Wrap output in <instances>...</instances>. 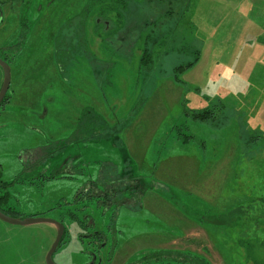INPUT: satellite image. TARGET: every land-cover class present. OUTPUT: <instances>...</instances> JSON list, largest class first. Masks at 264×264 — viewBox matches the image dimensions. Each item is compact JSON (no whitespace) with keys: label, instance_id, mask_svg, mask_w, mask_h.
Segmentation results:
<instances>
[{"label":"rangeland","instance_id":"374dc122","mask_svg":"<svg viewBox=\"0 0 264 264\" xmlns=\"http://www.w3.org/2000/svg\"><path fill=\"white\" fill-rule=\"evenodd\" d=\"M3 1L0 46L17 48L0 107L8 216H80L82 196L126 251L154 239L198 264H264V0ZM107 188L135 204L101 216ZM64 218L57 254L76 264L84 246ZM54 238L50 223L0 219V264H44Z\"/></svg>","mask_w":264,"mask_h":264},{"label":"flooded vegetation","instance_id":"af4514ba","mask_svg":"<svg viewBox=\"0 0 264 264\" xmlns=\"http://www.w3.org/2000/svg\"><path fill=\"white\" fill-rule=\"evenodd\" d=\"M4 1L0 0V25L4 22L6 14L4 10ZM33 10L36 11L37 9H40L39 7L35 8V5L32 6ZM27 9H25L26 12ZM32 10V11H33ZM19 26H20V38L22 36V33L26 34L25 27L27 26L23 19H19ZM23 24L25 27H23ZM19 32V31H17ZM14 41V40H13ZM19 45V44H17ZM16 45V46H17ZM15 43L10 42V44H6L4 46H0V59L8 65L10 70V78H9V85L7 90L10 87L11 84V62L12 58H14L13 55L16 54V49L14 47ZM0 69L3 71V68L0 66ZM4 76V72H3ZM3 83V80H2ZM2 87V85H1ZM1 90V88H0ZM7 90L5 92V95L0 102V107H3L8 104L10 101L9 96L6 94ZM13 96V95H12ZM37 160V158H35ZM54 176V175H52ZM49 177V178H52ZM33 182V181H31ZM11 182H8L6 180H2L1 173H0V191H3L4 188H7L8 186H11ZM95 190V189H94ZM110 190L107 188L102 191H94V197L96 198L94 207L95 209L100 211V214H106L108 211H112V214H116L115 210L120 209L121 207H132L135 203L133 200L130 199H120L115 196V194L109 195ZM121 189H119V192ZM87 192V191H86ZM88 196L89 193L87 192ZM0 196H5L2 193H0ZM76 199L70 200V204L73 205V208H77L79 213H81L80 216H75L73 213H70L68 211V214H62L60 207L61 205H53L52 207L46 209L42 212H34L28 217H37V218H43L46 219L43 222L50 223L55 232V238L58 232L59 226L62 228V235L54 248V250L50 253V261L47 260V255L55 241L51 244L50 247H48L45 255H44V264H62L61 259H59V254H57L60 251V248L63 244L66 243V235H69L70 232L66 227V223L64 222L65 216L67 215L68 218L75 220L76 226L79 228L77 236L79 241L82 243L83 250L80 252V259L79 262L76 264H191V261H188L187 259L190 257H193L192 264H198L199 260L197 258H203L205 260V256L199 252L191 251V250H183V251H175L172 248H157L154 247V245L157 244V242L154 241V239H151L149 245L147 244L146 247L141 246H135V248H131L129 251H126L124 248L126 245H128L127 239L125 241L118 242L117 239H111L108 240L107 235L105 231H107L111 226L110 225H104V230L97 229L95 226L94 220L91 218V216L88 214L89 209V203L85 202V198L82 196L78 197L76 196ZM3 200H0V211L5 213L6 215H9V213H12L10 209L4 207L1 205V202ZM68 203V202H66ZM133 203V204H132ZM59 212L58 217H52L53 219L49 218L48 216H45V214L49 211ZM70 210V209H69ZM41 223V222H40ZM107 229V230H106ZM146 242V241H145ZM154 242V244L152 243ZM131 246V245H128ZM133 247V246H132ZM188 254V255H187ZM175 255L178 256L175 258ZM86 259L83 261V259ZM63 261H67L70 263V259L63 258ZM81 260V261H80ZM197 261V262H196ZM66 262V263H67ZM73 263V262H71ZM70 263V264H71ZM29 264V263H28Z\"/></svg>","mask_w":264,"mask_h":264},{"label":"water","instance_id":"95a60500","mask_svg":"<svg viewBox=\"0 0 264 264\" xmlns=\"http://www.w3.org/2000/svg\"><path fill=\"white\" fill-rule=\"evenodd\" d=\"M0 66L3 68V72H4L3 83H2L1 90H0V102H1L4 95H5L6 90L8 88V85H9L10 70H9L8 65L5 64L1 59H0ZM0 219L8 222L10 224H19V225H29V224H33V223L43 222L46 220V219L37 218V217H27L25 219L13 218V217L6 215L2 211H0ZM61 235H62V228H61V226H59L55 241H54V243H53V245H52V247H51V249L47 255L48 261H50L49 255L54 250V248L56 247Z\"/></svg>","mask_w":264,"mask_h":264},{"label":"trees","instance_id":"16d2710c","mask_svg":"<svg viewBox=\"0 0 264 264\" xmlns=\"http://www.w3.org/2000/svg\"><path fill=\"white\" fill-rule=\"evenodd\" d=\"M54 38H56V35L54 36ZM61 39V37H60ZM55 40V39H54ZM57 42V41H56ZM54 47V46H53ZM58 47L60 48L59 42L55 43V47H54V52L51 53V58H53L56 63L57 62H63V59L66 61L65 58V54H61L62 50H58ZM62 48V47H61ZM81 54V53H80ZM68 59V58H67ZM58 64V63H57ZM59 67V66H58ZM54 70H57L56 68H54ZM213 109H205L202 112L197 113L196 115H192L193 120H199V121H208V120H214V116L212 115V111ZM90 120V119H88ZM92 125H95L96 123L98 124V120L97 118L92 117ZM101 121V120H100ZM188 136H184L182 142H187L189 139L187 138ZM77 197L74 196L73 199H76Z\"/></svg>","mask_w":264,"mask_h":264}]
</instances>
